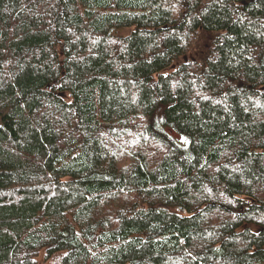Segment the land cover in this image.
<instances>
[{
	"label": "trees",
	"instance_id": "1",
	"mask_svg": "<svg viewBox=\"0 0 264 264\" xmlns=\"http://www.w3.org/2000/svg\"><path fill=\"white\" fill-rule=\"evenodd\" d=\"M264 264V0H0V264Z\"/></svg>",
	"mask_w": 264,
	"mask_h": 264
},
{
	"label": "rangeland",
	"instance_id": "2",
	"mask_svg": "<svg viewBox=\"0 0 264 264\" xmlns=\"http://www.w3.org/2000/svg\"><path fill=\"white\" fill-rule=\"evenodd\" d=\"M64 252H56L50 256H47L45 251H41L37 256V264H60V260Z\"/></svg>",
	"mask_w": 264,
	"mask_h": 264
}]
</instances>
